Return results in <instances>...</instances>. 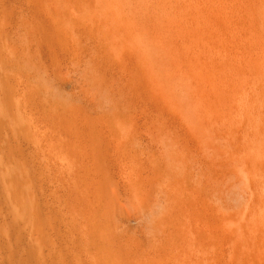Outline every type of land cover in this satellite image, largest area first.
Returning <instances> with one entry per match:
<instances>
[{
	"label": "rangeland",
	"instance_id": "obj_1",
	"mask_svg": "<svg viewBox=\"0 0 264 264\" xmlns=\"http://www.w3.org/2000/svg\"><path fill=\"white\" fill-rule=\"evenodd\" d=\"M26 4L0 0V264H264V0H72L70 49Z\"/></svg>",
	"mask_w": 264,
	"mask_h": 264
},
{
	"label": "bare ground",
	"instance_id": "obj_2",
	"mask_svg": "<svg viewBox=\"0 0 264 264\" xmlns=\"http://www.w3.org/2000/svg\"><path fill=\"white\" fill-rule=\"evenodd\" d=\"M25 2L27 3L25 6L32 13L33 16L41 15L43 13L45 15H47L49 20L51 22H53V24L55 25V29L53 30V32L62 41L64 47L67 49L68 48L70 49L71 41H72V20H71V17L69 16V13H71V15L73 14L72 0H25ZM61 8H63V9H61ZM68 9H71L72 12H70ZM192 9H193V7H192ZM183 17L184 16L182 15V19H183ZM29 26L30 25L28 24L25 27V29L29 28ZM33 32H36V29H33ZM121 35H123V34H121ZM122 49H124V48H122ZM127 51H128V53H130L129 50H127ZM146 52H147V50H145V48L144 49L141 48V52H140L141 55H145ZM126 54H127V52H126ZM18 63H19V66H16L15 70H19L21 68L23 61L18 59ZM18 78H28V76H25V74L20 73V74H18ZM54 111L55 110L51 109V110H48L47 113L49 114L50 117L53 116L54 118H58L61 114L60 113H53ZM15 122H16V124L19 123L17 121H14V123ZM47 123L55 125L54 119H50L49 122H47ZM56 126L58 128L59 134L61 131H63V128L65 127L63 125H56ZM58 137H59V135L57 136V138ZM60 139H61L60 146H61L62 160H64L65 163L69 162V165L72 164V168H73L77 163V156L79 155V152H78V150L73 149L71 146L66 145L65 142L63 141L64 140L63 137L59 138V140ZM58 144H59V142H58ZM83 193L85 196L86 190H83Z\"/></svg>",
	"mask_w": 264,
	"mask_h": 264
}]
</instances>
